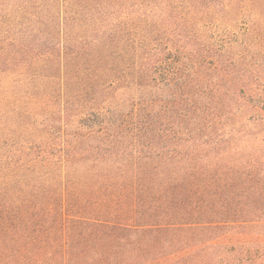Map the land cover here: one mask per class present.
Listing matches in <instances>:
<instances>
[{
	"label": "trees",
	"instance_id": "obj_1",
	"mask_svg": "<svg viewBox=\"0 0 264 264\" xmlns=\"http://www.w3.org/2000/svg\"><path fill=\"white\" fill-rule=\"evenodd\" d=\"M222 9L241 38L215 41ZM251 40L264 0H0V264H175L263 222Z\"/></svg>",
	"mask_w": 264,
	"mask_h": 264
},
{
	"label": "rangeland",
	"instance_id": "obj_2",
	"mask_svg": "<svg viewBox=\"0 0 264 264\" xmlns=\"http://www.w3.org/2000/svg\"><path fill=\"white\" fill-rule=\"evenodd\" d=\"M221 14L224 15L223 20L214 21L211 28V31L214 32L213 36L215 37V41L224 37L222 34H225L226 36L231 35L232 32L236 33L238 38H241L239 27L237 28V26L234 25L236 22L232 19L235 17L234 13L229 12L228 9H222ZM253 18L254 17L252 15L248 16L246 12L242 15V19L239 17L238 20L249 22L250 19ZM241 25L244 26V24ZM195 30L196 32L194 33L199 34L198 37H191L189 31L186 32L182 31V29L176 28L174 32L176 38L175 35L174 38H172L174 43L171 50V59L173 57L177 58L178 56L175 55H179V52L180 55L183 56V52H198L200 49L202 50V48L205 47L206 43H208L206 41V31L200 26L199 29L197 26L192 29V31ZM248 48L247 60L264 64V59L260 57V53L262 51L261 45L257 42L253 43L251 40L250 47ZM237 117L239 118L240 116ZM238 120H240L239 122H241L240 124L243 126L240 124H237L236 126L238 127L240 125L245 130H253V126H256V123H249L246 120H241L240 118ZM163 127L166 129L167 133L175 131L174 122L162 124L161 128ZM172 139L168 141V148L170 150H172V148L173 150L176 148V142ZM188 149L190 148L188 147ZM259 205L264 210V194H261ZM235 230L239 232L238 234H235V237L207 238L204 240V246H202L201 249H193L194 251L192 250L190 252H184L187 246L183 241L186 239L178 238L179 241L176 243L175 249L179 250L177 256H181H178L179 258L175 260V264H264V221L246 226L245 228L239 227ZM225 231L226 229L223 230V232Z\"/></svg>",
	"mask_w": 264,
	"mask_h": 264
}]
</instances>
